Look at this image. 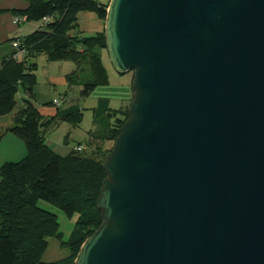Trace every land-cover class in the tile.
Here are the masks:
<instances>
[{
	"label": "water",
	"instance_id": "obj_1",
	"mask_svg": "<svg viewBox=\"0 0 264 264\" xmlns=\"http://www.w3.org/2000/svg\"><path fill=\"white\" fill-rule=\"evenodd\" d=\"M103 35L132 98L73 264H264V0H109Z\"/></svg>",
	"mask_w": 264,
	"mask_h": 264
},
{
	"label": "trees",
	"instance_id": "obj_2",
	"mask_svg": "<svg viewBox=\"0 0 264 264\" xmlns=\"http://www.w3.org/2000/svg\"><path fill=\"white\" fill-rule=\"evenodd\" d=\"M25 1L26 8L13 14L24 15L26 21L37 22L38 26L25 36L10 39V52L0 61V116L14 109L20 89L24 94L22 106L12 115L7 131L25 147L21 159L0 165V264H72L81 243L101 222L96 199L105 177L107 154L102 144L114 141L118 134L123 121L117 114L123 107L111 110L106 99H99L92 109L93 129L82 142L93 151L79 155L84 151L71 149L68 155L58 156L44 143L46 130L55 119L76 125L81 113L73 104L56 108L52 116L44 119L35 107L37 66L31 60L44 53L48 61L72 62L74 69L64 76L67 86L76 83L85 63L82 67L87 68L94 80L82 84L80 96H88L97 84H106L107 75L100 59L101 48L105 49L103 30L81 36L77 31V14L91 12L103 21L107 4L96 0ZM44 18L48 20L40 24ZM13 40L19 41L18 48L11 47ZM19 49L24 53L15 58ZM112 118L117 125L112 123ZM3 134L0 131V139ZM39 200L55 206L68 217L76 215L74 232L66 242L62 240L56 215L40 207ZM50 237L65 246L68 254L56 262L42 263Z\"/></svg>",
	"mask_w": 264,
	"mask_h": 264
},
{
	"label": "rangeland",
	"instance_id": "obj_3",
	"mask_svg": "<svg viewBox=\"0 0 264 264\" xmlns=\"http://www.w3.org/2000/svg\"><path fill=\"white\" fill-rule=\"evenodd\" d=\"M77 19L80 27L79 29L83 34H92L95 23L99 21L91 12H80ZM31 28L32 27L27 24L24 30H30ZM93 49L97 53L99 52L98 48ZM100 52L103 53L107 83L97 84L88 96H80L79 94L83 83L94 80L93 76L87 71V68L82 67L86 65L85 63L82 64L81 71L79 70L78 72L76 83L67 86L62 80L64 74H68L74 69V64L72 62L66 60L48 61L44 53H40L35 59L31 60L34 61L37 66L35 71L36 83L33 89L35 106L44 109L52 106L53 101L59 100L60 105L55 106L56 108L68 107L74 104L81 113V120L76 125H72L70 122L63 119H55L51 126L48 127L45 132V138L50 139V141L57 145L72 147L77 142L82 143V141H85L84 139H86L87 133L92 129V109L97 105L99 99H106L108 101V107L111 110H119L123 107L117 114V117H119L121 121H124L126 118L127 108L132 98V94L129 100L127 97L128 93L131 91L132 73L126 72L122 75L117 74L108 61L105 49L101 48ZM18 92H20V89ZM15 100L17 102L15 110H17L22 103L19 94L16 95ZM112 123L117 125L113 118ZM112 145V140L104 142L102 144L104 153L108 155ZM92 151L91 148H87L79 155H89ZM38 205L56 215L62 240L66 242L74 232L76 215L68 217L55 206L42 200L38 201ZM67 253L68 251L65 246H62L56 238L50 237L47 239V246L42 254L41 261L42 263L56 262L64 258Z\"/></svg>",
	"mask_w": 264,
	"mask_h": 264
},
{
	"label": "crops",
	"instance_id": "obj_4",
	"mask_svg": "<svg viewBox=\"0 0 264 264\" xmlns=\"http://www.w3.org/2000/svg\"><path fill=\"white\" fill-rule=\"evenodd\" d=\"M96 1L100 2L101 4H107V1L109 0H96ZM26 6H27V3L25 0H0V61L5 55H7L10 52V45H9L10 39H12L13 37H17V36L19 37L25 36L28 33L32 32L34 29H36V27L38 26L37 22L25 21L19 25H14L11 22V19L14 15L13 12L22 10L26 8ZM79 14L80 12L77 14V18ZM98 20H99L98 23H95V28L92 34H85V33L83 34L81 30L79 29L80 27H79L78 19H77V24H78L77 31H79L81 36L94 35L100 32L103 29V21L100 19ZM27 24L32 27L30 30H24ZM3 43H6V44H3ZM100 59H101V63L104 69H106L103 63V53L102 52L100 53ZM62 82L66 84L64 78ZM18 94L21 99L24 97V94L21 91L18 92L16 95ZM131 94H132V89L128 93V96H127L128 100L130 99ZM107 104H108V101H107ZM16 106H17V102H16L14 109L9 114L0 116V131L4 133L2 138L0 139V165L6 161H17L21 159L25 154V147H24L23 142L19 138L8 133L7 131L8 128L12 124V115L18 109L21 108L22 103L17 110H15ZM36 108L38 109L40 114L44 117V119H48L50 116H52L55 113V109H56V107L53 106V104L52 106L44 108V109H40L38 107ZM8 116H9V119H8ZM92 129H93V125H92ZM44 143L50 148L52 152H54L60 157H64L68 155L72 149V147H68L64 145H57L54 142L50 141V139H46V138L44 139ZM76 218L77 217H75V219Z\"/></svg>",
	"mask_w": 264,
	"mask_h": 264
},
{
	"label": "built area",
	"instance_id": "obj_5",
	"mask_svg": "<svg viewBox=\"0 0 264 264\" xmlns=\"http://www.w3.org/2000/svg\"><path fill=\"white\" fill-rule=\"evenodd\" d=\"M48 20V18H44L40 24H44V22H46ZM26 21V17L24 15H13L12 19H11V22L14 24V25H19L23 22ZM39 24V25H40ZM18 45H19V41L18 40H13L11 41V47L12 48H18ZM24 53L23 50H18L15 54H14V57H18V56H21L22 54ZM52 104L54 106H59L60 105V101L59 100H55L52 102ZM86 149V145L84 143H76L74 146H72V150L73 151H76V152H82Z\"/></svg>",
	"mask_w": 264,
	"mask_h": 264
}]
</instances>
